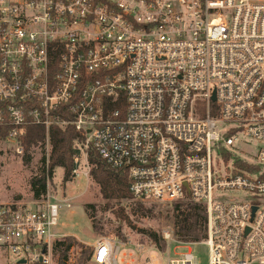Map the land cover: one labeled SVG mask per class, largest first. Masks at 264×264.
<instances>
[{"label":"built area","instance_id":"built-area-1","mask_svg":"<svg viewBox=\"0 0 264 264\" xmlns=\"http://www.w3.org/2000/svg\"><path fill=\"white\" fill-rule=\"evenodd\" d=\"M70 126L74 174L94 151L136 199L201 203L209 264H264V147L240 138L264 144V0H0V138L24 154L30 127ZM35 201L0 204L12 264H56L61 203ZM122 246L98 237L90 264Z\"/></svg>","mask_w":264,"mask_h":264},{"label":"rangeland","instance_id":"rangeland-1","mask_svg":"<svg viewBox=\"0 0 264 264\" xmlns=\"http://www.w3.org/2000/svg\"><path fill=\"white\" fill-rule=\"evenodd\" d=\"M240 138L250 143V146L244 145L243 149L251 150L252 153H257L259 147H264L263 143L251 141L244 134ZM32 150V159L26 162L24 154H18L14 145L0 138V204L22 207H33L36 204L30 180L40 174L44 155L47 164L49 163L51 142L48 143L46 138L43 145L33 147ZM82 153L81 155H86ZM87 158L88 161L86 156L81 157L78 162L80 170L78 174L72 172L73 177L69 181H64V169L56 168L48 180L44 195L61 203L58 240L72 237L77 241L69 253L71 262L80 256L81 246L84 249H93L98 237L112 236L127 243V246L121 247L119 260L127 254L129 264H166L169 259H176L189 250L197 256V264H209V249L204 241L185 243L177 239L172 222L175 201L142 200L133 197L122 200L121 203H109L102 197L99 185L90 175L92 166L89 163V154ZM139 200L151 208L152 212L147 215L138 212L135 203ZM92 214L95 216L91 217ZM94 218L102 226V230L93 229ZM154 232L160 238L162 250L149 238V234ZM166 232H170L173 239H166ZM58 256L59 252L54 250L55 261ZM17 260L13 254L6 256L0 251V264H12ZM147 260L151 262L147 263Z\"/></svg>","mask_w":264,"mask_h":264},{"label":"trees","instance_id":"trees-1","mask_svg":"<svg viewBox=\"0 0 264 264\" xmlns=\"http://www.w3.org/2000/svg\"><path fill=\"white\" fill-rule=\"evenodd\" d=\"M84 134L73 127L65 129L53 127L50 130V142L52 150L49 157V163L45 155L42 158V170L40 174L30 180L31 189L35 200H41L47 192L48 180L54 174L56 168L64 169V181H69L73 177L72 172L75 167V154H82V149L78 142L83 141ZM46 131L42 127H30L27 132L24 143L25 153L23 158L26 162L32 159V148L41 146L45 143ZM89 163L92 166L90 175L99 185L102 197L109 203H121L122 200L133 198L130 190V176L127 167L114 168L102 159L94 151H89ZM138 212L147 215L152 209L146 206L141 200L135 203ZM95 207L94 205H90ZM95 214L91 215L94 217ZM95 219V218H94ZM172 222L175 229V235L179 241L185 243H199L207 238V212L205 207L190 197L174 202L172 209ZM93 229L102 230V226L94 220ZM150 240L159 250L163 249L160 238L156 232L149 234ZM77 243L72 237L64 240H58L54 250L59 252L56 264H88L93 249H84L81 246L80 256L74 262L70 261V250Z\"/></svg>","mask_w":264,"mask_h":264},{"label":"water","instance_id":"water-1","mask_svg":"<svg viewBox=\"0 0 264 264\" xmlns=\"http://www.w3.org/2000/svg\"><path fill=\"white\" fill-rule=\"evenodd\" d=\"M216 99V96H215V94L213 95V100H215ZM25 260H22V262H24Z\"/></svg>","mask_w":264,"mask_h":264}]
</instances>
